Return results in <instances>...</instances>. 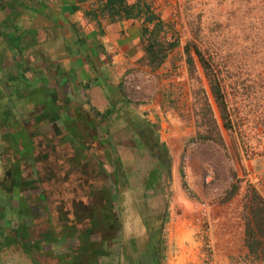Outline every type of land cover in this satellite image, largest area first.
<instances>
[{
	"label": "rangeland",
	"instance_id": "1",
	"mask_svg": "<svg viewBox=\"0 0 264 264\" xmlns=\"http://www.w3.org/2000/svg\"><path fill=\"white\" fill-rule=\"evenodd\" d=\"M180 1L181 17L173 21L160 20L162 29L158 33L168 42L176 41V46L157 68H151L140 60L139 67L130 77V84L123 85L122 93L127 96L128 109L123 105L118 108L121 109L120 114L134 112L136 121L144 118L145 123H141L144 126L148 123L158 140L162 138L161 147L156 152L162 155L167 168H164V174L167 172L168 179L159 180L152 189L149 188L148 180L152 178L148 176L150 166H154L157 160L142 146L137 148L130 143L128 148H120L117 174L110 178L102 176L98 185L103 184L104 188L99 187L95 192L98 205L111 203L116 226L110 225L112 234L97 229L85 239L72 230L74 224L82 227L90 216L84 201L69 200L65 203L60 200L55 209L53 201L47 203V195L43 191H37L35 204L34 198H26L27 191L18 190L16 199L3 208L4 217L0 219V264H92L90 249H98L100 240L113 239V236L115 238L108 247L107 255L94 256L97 262L197 264L200 254L210 249L212 264H259L249 262V259L244 261L238 254L243 238L242 199L248 185L255 186L264 198V0ZM185 43L198 46L218 69L232 122L230 130L222 126L194 54L195 70L189 71L183 52ZM201 87L206 89L214 105L224 145L216 139L215 131L208 132L210 137L206 140L200 138L207 132L204 125H199L201 104L195 102L200 99ZM153 100L157 102L156 108L146 109L145 102ZM20 104L22 109L18 107ZM60 105L54 102L51 95L44 96L33 89H29L20 102L12 98L10 110L3 115L6 117L12 113L16 116L15 119L12 117L14 125L9 127L12 142L3 141L0 156H8L10 160L19 156V160L16 159L18 168L24 163L31 166L37 179L40 177L41 180L45 175L56 178V163L53 166L48 164V155L51 151L55 159L58 150L49 142L43 141L44 144L40 145L30 140L39 124L60 121L61 125L57 127L60 134L57 133L55 139L59 149H63V144L73 143L84 151L88 149L85 140L92 142L89 137L95 134L87 132L84 126L87 114L91 112L85 102L80 104L83 107L77 106L84 120L76 116L69 119L68 112ZM98 109L107 113L103 106ZM29 114L34 115L38 126L29 127ZM0 119L4 118L0 116ZM109 124L113 127L111 135L121 138V142L125 137L134 135L128 132L129 128L120 119H110ZM137 133L144 138V132ZM99 136L104 137L105 134ZM75 154L79 158L78 153ZM2 158L0 176L8 167L2 163ZM112 158L116 159L115 155L112 154ZM113 163L115 166V161ZM173 164L174 176L169 171L171 166L173 169ZM104 166V172L111 175V161L106 159ZM234 173L236 178H233ZM18 175L19 171L9 176L13 179ZM207 175L208 182L205 181ZM235 181L239 188L233 198L225 202L224 193ZM96 185L90 182L86 189ZM39 199L45 202V215L41 213ZM91 201L92 198L89 203ZM195 203L208 206V223L203 226L192 222ZM28 206L37 213L29 222L28 236L17 239L27 246L21 245L20 241L11 245L6 239L12 235L9 230L21 228L24 222L13 212L22 214ZM165 211L167 219L163 224ZM175 223L180 228L174 235ZM149 226L151 229H148ZM45 230L51 237L50 242L36 247L38 234ZM150 232L152 240L148 236Z\"/></svg>",
	"mask_w": 264,
	"mask_h": 264
},
{
	"label": "crops",
	"instance_id": "2",
	"mask_svg": "<svg viewBox=\"0 0 264 264\" xmlns=\"http://www.w3.org/2000/svg\"><path fill=\"white\" fill-rule=\"evenodd\" d=\"M109 1L0 0V116L4 118L0 119V146L3 141L12 142L9 127L14 125L12 120L16 116L12 113L5 115L6 117L3 116L10 110L9 102L12 98L20 102L27 96L29 89H33L43 93L44 96L51 95L54 102L62 104L60 106L68 112L69 119L76 116L84 120L82 112L78 110V107L84 106L80 105L81 102H85L91 109V112L87 114L90 121L84 122L86 131L95 133L89 137L92 138V142L84 138L88 148L86 150L90 153L80 151L79 146L73 143L62 146L65 151L77 150L79 158H75L79 159L81 166L92 163V167L98 170L97 175L100 179L104 176L101 168L105 171L106 159L113 164L111 175L107 172L106 175L110 178L117 174L120 148H128L130 143L133 147L142 146L148 151V146L152 143L159 146L158 148L161 147L162 138L159 137L158 140L155 131L148 123L147 126L143 125L144 118L140 117L139 121H136L137 116L134 112H130L129 115L126 112L120 114L121 109H118L122 105L127 108L128 100L122 93L123 85L130 84V77L139 67L143 56L142 26L146 24L151 29L157 19L154 18L151 23H143L144 16L139 19L119 18L117 15L108 13L106 6ZM125 1L127 4H133L137 0ZM141 1L145 3L144 0ZM99 105L103 106V109L107 107L106 114L98 109ZM156 105L157 102L154 100L144 104L146 109H155ZM21 106L20 104L18 107L22 109ZM28 116L29 127L38 126L34 115ZM110 119H120L129 128L128 132H132L135 136L125 137L122 142L121 138L118 139L116 136L113 138ZM59 122L53 120L39 124V128L32 133L33 136H37L35 144L37 141H45L55 148L58 147L56 136L60 132ZM136 123L139 126L135 127ZM135 128L140 133H145L144 138L135 132ZM102 133L105 134L104 137L99 136ZM94 138L107 140L106 149H104L105 146L101 149ZM137 138L142 144L136 142ZM119 143L123 146H118ZM91 154L98 155L99 157L96 158L98 160L90 159L93 157ZM112 154L115 155L117 162L112 158ZM151 154L153 155L152 152ZM153 156L157 162L154 166H150L148 174L152 177L149 178V182L155 179L154 183L148 186L151 189L159 180L165 181L169 176L167 172L164 174L167 168L161 153L158 155L156 152ZM4 157L0 156L2 163L9 164L8 156ZM4 159H7L9 163L4 162ZM174 169L173 164V169L172 166L169 169L173 176ZM182 215L183 211L180 216ZM176 225L177 223L173 225L176 232L174 235L180 228ZM145 228L147 227L144 226ZM148 229H151V226ZM148 236L152 240L151 232ZM6 239L7 242L11 240V245L21 242L17 239L12 241L10 237ZM5 244L9 245L10 242Z\"/></svg>",
	"mask_w": 264,
	"mask_h": 264
},
{
	"label": "trees",
	"instance_id": "3",
	"mask_svg": "<svg viewBox=\"0 0 264 264\" xmlns=\"http://www.w3.org/2000/svg\"><path fill=\"white\" fill-rule=\"evenodd\" d=\"M107 10L108 13L112 15H117L120 17L125 18H135L139 19L144 16L143 23H151L155 16L149 12L148 6L146 3L142 2L141 0H137L133 4H127L125 0H110L107 4ZM162 29L161 21L157 20L153 23V26L151 29L146 26H142L141 30V41L143 43V56L142 61L144 60L145 63L150 66L151 68H157L160 66L164 60L167 58L170 50L176 46V41L168 42L163 37L159 36V32ZM183 52L185 55V61L188 65L189 71L192 72V70H195V60L194 56L196 57L198 63L200 64V67L203 71L204 78L207 82L210 97L212 98L214 105L211 102V99L209 97L208 92L204 87L200 88L199 100H195V102L201 104V119L199 125H204L207 129V132L200 136L202 140L208 139L210 136L207 134L208 132L215 131L217 134V140L219 139L220 143L223 144V139L220 134L219 124L217 121L216 113L213 108V106L216 108V111L219 113V117L222 121V126L226 130L231 129V119L230 114L228 110V105L226 102L225 94L222 89L221 85V78L218 74V69L212 65L210 60L205 57L204 53L200 50L198 46L191 43H185L183 46ZM194 54V56L192 55ZM104 119V118H103ZM144 131V130H143ZM137 133V130L135 131ZM139 135V133H138ZM37 139V136H33L30 140L34 142ZM95 141L98 142L99 147L102 149L105 145L107 146V140H97L94 138ZM105 141V142H102ZM38 144L43 145L44 142H38ZM155 143H152L148 146L149 151L153 153V155L156 153V149L158 148ZM63 148V147H62ZM58 150V156H55L50 151L48 155V164L54 165L56 163V178L48 177V175H45L41 178L38 177V179L34 176V172L32 170L31 166H27L25 163L22 165V167L18 168L17 166V157L14 156L16 159L10 160V163L7 161V159H4L8 167L4 169V175L1 178L0 177V219L4 217V211L3 208H5L7 205H10L12 202L11 200L16 199L15 194L19 191H27L26 198H34L35 204L37 191L41 190L44 192V194L47 195V203L52 202L55 209L57 208V201H65L67 203L69 200L79 201L83 202L87 207L88 211L90 213V216L86 220L85 224L82 225H76L74 224L72 227L73 233L79 235L80 237H83L84 239L87 238L90 233H92L94 230H99L106 232L107 234L113 233V230H111L109 227L110 225L116 226L115 218L113 217V212L111 208V203L109 202H103L100 203L101 205L97 204V197L95 195V192L99 189V187H103L98 185V181H101L100 176L97 175L98 170L96 168L92 167V163H85L82 166L77 161L75 157L77 155L75 154L77 150L73 149L72 151H65L64 149H59V147L55 148ZM61 150V151H60ZM19 151V150H17ZM57 152V151H56ZM85 153H90L87 150H84ZM81 153V152H80ZM79 153V154H80ZM93 157H90V159L98 160L96 159L99 157L98 155L91 154ZM5 158V157H3ZM10 158V157H8ZM20 158V157H19ZM58 159V160H57ZM19 160V159H18ZM27 159H25L26 162ZM26 168H23V167ZM49 166V165H46ZM50 167V166H49ZM99 168L101 166L98 165ZM102 170V168H101ZM17 171H19V175L17 178H10L9 175L15 174ZM45 174V173H44ZM104 176L106 173L103 170ZM182 174V173H181ZM41 175V174H40ZM236 173L233 174V178H236ZM102 178V177H101ZM7 179L9 180V184H7ZM155 179H152L149 184H153ZM90 182H94L97 185L91 187L93 191H89L86 188L88 187V184ZM67 183V185H66ZM19 188V189H16ZM104 188V187H103ZM239 188V184L237 181L232 182L229 187L226 189L224 193L223 200L225 202L229 201L233 196L236 194L237 190ZM16 190V191H15ZM15 191V192H13ZM12 192V193H10ZM7 195V196H6ZM8 197V198H7ZM90 198H92V201L89 203ZM16 201V200H15ZM38 200V204L41 206V209L43 210V215L46 214V208L44 205V200L41 201ZM67 201V202H66ZM87 202V203H85ZM12 206V205H11ZM242 207H243V238L241 239L242 242L239 246V256L243 258L244 261H247L249 259V262H257L259 264H264V198L256 189L255 186L249 184L247 187V191L243 196L242 199ZM33 207L28 206V208H25L22 210L21 213H14L18 217L23 218V223L21 224V228H11L9 230L10 235L9 237L12 239V241H15L16 239H22L28 236L27 230L29 228V222L32 221V217L37 213L32 211ZM107 210V211H106ZM39 213V212H38ZM21 214V215H19ZM57 216L59 214L57 213ZM167 219V212L165 211L163 214V221L164 222ZM87 223V224H86ZM76 225V226H75ZM111 226V227H112ZM81 229H80V228ZM75 228V229H74ZM80 229V230H79ZM113 229V228H112ZM63 231V230H61ZM36 236L35 234H33ZM84 235V236H82ZM39 236V246L38 243L36 244V247H40V244L43 242H50V235L45 230L43 233L38 234ZM113 239H107V240H100L98 243V249H90V254L93 257V263L92 264H110L107 262H97V258L94 256H100L102 254L107 255V250L112 243ZM240 240V241H241ZM35 241V240H34ZM11 242V240H9ZM21 241V245H23ZM33 244V243H32ZM31 244V245H32ZM26 247L27 245H23ZM28 250V249H27Z\"/></svg>",
	"mask_w": 264,
	"mask_h": 264
},
{
	"label": "built area",
	"instance_id": "4",
	"mask_svg": "<svg viewBox=\"0 0 264 264\" xmlns=\"http://www.w3.org/2000/svg\"><path fill=\"white\" fill-rule=\"evenodd\" d=\"M148 6V10L157 20H177L181 17V1L180 0H144ZM205 181H209V175L205 177ZM194 216L192 222L196 225L203 226L208 223L209 209L207 204L195 203L193 208ZM210 249H206L198 259L197 264H212V255Z\"/></svg>",
	"mask_w": 264,
	"mask_h": 264
}]
</instances>
